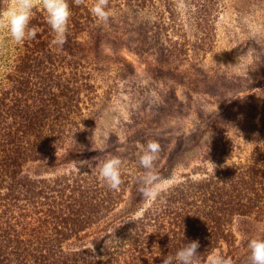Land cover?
Segmentation results:
<instances>
[{
	"label": "trees",
	"instance_id": "1",
	"mask_svg": "<svg viewBox=\"0 0 264 264\" xmlns=\"http://www.w3.org/2000/svg\"><path fill=\"white\" fill-rule=\"evenodd\" d=\"M145 1L110 0L115 16L104 25L90 12L92 0L83 6L70 0L63 47L52 45L54 33L39 6L30 23L35 39H0V264H162L192 240L199 241L200 264L217 251L233 264H248L236 222L264 224V119L249 117L251 103L240 122L229 120L230 110L222 113L227 119L213 130L225 134L212 146L200 141L158 171L168 187L151 207L139 191L142 174L125 166L132 158L123 145L77 155L97 112L95 75L108 68L92 43L114 36L173 38L178 22L188 19L184 5L195 0H162L152 32ZM150 1L155 6L158 0ZM197 1L208 11L201 20L209 23L221 1ZM155 47L164 52L160 42ZM113 155L124 161L118 190L98 178L99 164Z\"/></svg>",
	"mask_w": 264,
	"mask_h": 264
},
{
	"label": "rangeland",
	"instance_id": "2",
	"mask_svg": "<svg viewBox=\"0 0 264 264\" xmlns=\"http://www.w3.org/2000/svg\"><path fill=\"white\" fill-rule=\"evenodd\" d=\"M220 1L212 12L208 8L213 18L209 23L201 20L208 13L201 3L185 4L183 14L188 19L186 24L178 22L173 38H96L92 51L103 56L108 68L95 75L97 112L88 142L76 151L78 156L123 145L132 158L125 166L143 175L138 158L148 140L161 144L156 162L160 171L198 142L208 148L215 137L224 135L213 128L227 119L225 110L231 111L229 120L240 122L247 115V102L252 104L249 117L264 119V92L254 93L264 89V0ZM10 3L0 0V13ZM163 4L158 0L155 7L145 1L150 32L160 23ZM4 38L10 35L0 30V39ZM156 41L164 52L152 48ZM117 63L123 68L117 69ZM250 135L255 137L254 132ZM235 228L241 243L246 237L264 235V224L255 218H240Z\"/></svg>",
	"mask_w": 264,
	"mask_h": 264
},
{
	"label": "clouds",
	"instance_id": "3",
	"mask_svg": "<svg viewBox=\"0 0 264 264\" xmlns=\"http://www.w3.org/2000/svg\"><path fill=\"white\" fill-rule=\"evenodd\" d=\"M76 6L86 5L87 0H71ZM42 7L47 14V23L51 27L54 38L53 46L63 47L67 43L69 21L72 16L70 0H11L7 9L0 13V30H6L15 44L25 40L35 39L36 29L30 27L33 11ZM91 14L102 24L107 25L115 16L110 7V0H92ZM161 144L157 140H148L142 146L139 154V165L144 169L139 178V191L144 200L151 207L161 195L167 191L162 177L156 168ZM124 161L118 155L109 156L98 167V178L110 190H118L123 183L122 168ZM92 168H96V165ZM133 221V220H131ZM249 250L248 264H264V235L246 237ZM198 240L185 242L175 253L162 258V264H200L202 253L199 251ZM207 264H233L230 256L224 253H215Z\"/></svg>",
	"mask_w": 264,
	"mask_h": 264
}]
</instances>
